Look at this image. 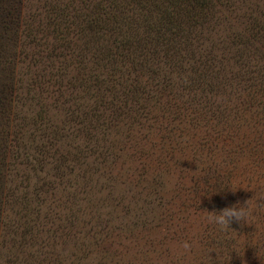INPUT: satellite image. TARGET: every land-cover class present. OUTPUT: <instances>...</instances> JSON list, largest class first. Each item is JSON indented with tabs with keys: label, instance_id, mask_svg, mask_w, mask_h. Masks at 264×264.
Instances as JSON below:
<instances>
[{
	"label": "trees",
	"instance_id": "trees-1",
	"mask_svg": "<svg viewBox=\"0 0 264 264\" xmlns=\"http://www.w3.org/2000/svg\"><path fill=\"white\" fill-rule=\"evenodd\" d=\"M3 11L15 47L0 58L11 71L0 90V237L14 247L23 220L31 235L30 201L39 214L54 198L52 177L86 179L90 158L107 169L143 149L153 114L173 132L237 135L264 114V0H0Z\"/></svg>",
	"mask_w": 264,
	"mask_h": 264
},
{
	"label": "rangeland",
	"instance_id": "rangeland-1",
	"mask_svg": "<svg viewBox=\"0 0 264 264\" xmlns=\"http://www.w3.org/2000/svg\"><path fill=\"white\" fill-rule=\"evenodd\" d=\"M6 17L0 12V58L6 50L7 60L15 43ZM10 74L0 64V90ZM201 115L186 114L205 124L195 119ZM153 116L158 134L143 149L110 159L107 169L90 158L86 179L52 177L55 199L39 214L30 201L31 235L24 236L23 220L15 247L0 237V264H264V114L247 115L239 135L204 126L173 132L177 123L163 128V114ZM2 143L0 136V157ZM247 200L254 207L247 223L220 231L206 219Z\"/></svg>",
	"mask_w": 264,
	"mask_h": 264
},
{
	"label": "clouds",
	"instance_id": "clouds-1",
	"mask_svg": "<svg viewBox=\"0 0 264 264\" xmlns=\"http://www.w3.org/2000/svg\"><path fill=\"white\" fill-rule=\"evenodd\" d=\"M250 200V199H249ZM247 200L243 205L237 202L231 206H227L219 211H208L207 221L217 227L220 231H225L233 222H248V218L253 215L254 207ZM182 247L188 251L191 245L186 241Z\"/></svg>",
	"mask_w": 264,
	"mask_h": 264
}]
</instances>
